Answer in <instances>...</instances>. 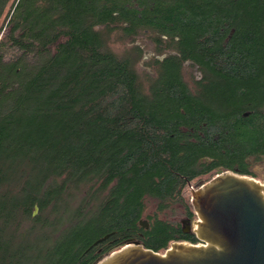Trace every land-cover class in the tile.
Listing matches in <instances>:
<instances>
[{"label": "trees", "instance_id": "trees-1", "mask_svg": "<svg viewBox=\"0 0 264 264\" xmlns=\"http://www.w3.org/2000/svg\"><path fill=\"white\" fill-rule=\"evenodd\" d=\"M116 34L150 36L146 71ZM256 165L264 0H0V264L198 244L160 215L179 205L193 221L196 180Z\"/></svg>", "mask_w": 264, "mask_h": 264}, {"label": "water", "instance_id": "water-1", "mask_svg": "<svg viewBox=\"0 0 264 264\" xmlns=\"http://www.w3.org/2000/svg\"><path fill=\"white\" fill-rule=\"evenodd\" d=\"M191 203L199 244L175 242L161 254L132 241L97 264H264V183L220 170Z\"/></svg>", "mask_w": 264, "mask_h": 264}, {"label": "rangeland", "instance_id": "rangeland-1", "mask_svg": "<svg viewBox=\"0 0 264 264\" xmlns=\"http://www.w3.org/2000/svg\"><path fill=\"white\" fill-rule=\"evenodd\" d=\"M140 46L142 47V49L144 50V57L139 61V70L141 72L146 71L147 66L149 63H151V59H156L155 57H157V53H156V47L154 42L152 41V39L150 38V36H144V35H140L138 36L135 40L133 39H121L120 35H115L114 39H113V45L112 48L117 52V53H123L125 52L127 49H131L132 46ZM151 72V71H150ZM192 71V69H190L189 65H186V73L187 75L190 74ZM194 75H196L197 77H199V73L194 70ZM255 177L254 179L264 183V165H256L253 168ZM212 176H207L202 178L201 180H196V182L191 186L190 191H192V188L196 189V188H200L202 185L208 183L210 180H212ZM252 178V177H251ZM190 193V192H189ZM188 192L186 193V198L188 200V202L190 204L191 203V196L192 194H189ZM156 206L153 202H148V206H147V210L145 213V218H144V222H147L148 220V216H154L156 213ZM186 210L184 207H181L179 205H176L174 207V209L170 210L169 212H166L162 215H160V217L162 219H169L170 221L176 222V223H181L184 227V225H186L187 227H192V229L194 230L195 228V224L194 222L197 221V217L190 222L188 220V218H186ZM39 213V211H38ZM148 224V223H147Z\"/></svg>", "mask_w": 264, "mask_h": 264}, {"label": "flooded vegetation", "instance_id": "flooded-vegetation-1", "mask_svg": "<svg viewBox=\"0 0 264 264\" xmlns=\"http://www.w3.org/2000/svg\"><path fill=\"white\" fill-rule=\"evenodd\" d=\"M190 221V220H189ZM192 222V221H190ZM184 231L186 232V234H190V233H193V229L192 227H187L186 225H184ZM199 244V243H198Z\"/></svg>", "mask_w": 264, "mask_h": 264}, {"label": "built area", "instance_id": "built-area-1", "mask_svg": "<svg viewBox=\"0 0 264 264\" xmlns=\"http://www.w3.org/2000/svg\"><path fill=\"white\" fill-rule=\"evenodd\" d=\"M197 189L192 188V192L196 191Z\"/></svg>", "mask_w": 264, "mask_h": 264}]
</instances>
